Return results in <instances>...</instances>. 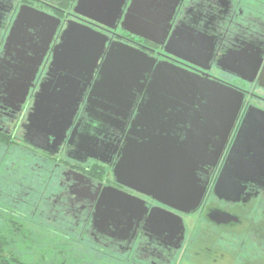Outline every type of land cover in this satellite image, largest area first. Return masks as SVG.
Masks as SVG:
<instances>
[{
	"label": "flooded vegetation",
	"instance_id": "obj_1",
	"mask_svg": "<svg viewBox=\"0 0 264 264\" xmlns=\"http://www.w3.org/2000/svg\"><path fill=\"white\" fill-rule=\"evenodd\" d=\"M76 1L0 0V64L3 66L0 70V138L36 150L23 142L22 126L40 84L49 77L53 48L68 21L105 34L108 37L105 52L113 44L138 49L153 61V70L163 66L200 81L230 87L242 94V103L225 141L222 140V129L207 128L203 137L199 133L205 150L188 155L192 157L191 161H181L186 168L177 178L183 180L186 191L176 192L171 179L162 186L150 185L148 177L139 174L140 171L133 174L126 169L119 170L118 165L125 157L127 145L141 142L139 135L146 130L138 125L137 118L149 99L151 73L123 92L117 101L103 96L89 99L93 85L100 81L102 56L61 145L53 154L43 152L44 158L53 163L50 179L55 178L54 185L57 186L56 192L50 193L45 202H53V208L61 206L64 214L77 224L83 222L84 234L100 249L125 254L133 263L136 260L137 264H264V253H261L264 249H257L264 244V179L259 183H244L243 192L235 201L219 199L213 193L244 116L250 109L264 112V5L258 0H147L144 5L149 12L160 14L164 12L163 3L175 4L165 23L166 33L154 42L122 30L121 23L132 0H125L114 29L75 14ZM21 6L58 18L60 26L37 69L24 104L14 111L5 103L4 78L16 76L12 64H17L18 56L12 50L6 52L5 42ZM161 17L162 14L157 19L158 25ZM160 25H164V20ZM32 32L29 30L30 34ZM25 46L24 56H32V51L27 49L29 44ZM186 108L181 105L172 112L161 111L158 123L168 119L163 114L184 113ZM192 109L196 110L197 105ZM194 115L188 111L182 117H176L170 136L178 142L184 141ZM30 152L36 155V151ZM134 157L132 162L138 166L139 156ZM165 185L170 189H164ZM198 188L203 191L196 201ZM30 190L31 187L20 186L18 192L14 190V194L5 196L9 197V202H27L25 196L30 197ZM2 202H6L4 198ZM97 202H142L146 213L137 214L139 217L133 219L131 226L124 221L121 228L127 231L120 237H110L109 232L101 234L91 227ZM160 202H199V205L186 213ZM185 205L179 206L184 208ZM160 209L182 221L181 240L177 226L167 232L163 225L157 229L147 223L150 214H156Z\"/></svg>",
	"mask_w": 264,
	"mask_h": 264
},
{
	"label": "water",
	"instance_id": "obj_2",
	"mask_svg": "<svg viewBox=\"0 0 264 264\" xmlns=\"http://www.w3.org/2000/svg\"><path fill=\"white\" fill-rule=\"evenodd\" d=\"M124 2L125 0H77L73 11L108 29H114ZM146 2L147 0H132L121 28L136 37L158 42L157 37L166 33L165 23L169 21L175 4L168 6L163 3L161 18L164 25H160L162 20L158 25L156 22L161 14L149 12L144 5ZM59 26L60 20L50 14L28 6L20 7L5 42L6 52L12 50L18 56L17 64H12L16 76L4 78L5 103L14 111H18L24 104L37 69ZM29 30L33 32L30 34ZM58 38L59 42L53 48L49 65V77L40 84L22 126L23 142L44 153H54L73 122L98 61L104 56L99 70L100 81L93 85L89 99L103 96L117 101L123 92L137 85L146 74L151 73L152 76L149 99L139 110L137 118L138 125L146 129L139 135L142 141L127 145L125 157L118 169H126L133 174L140 171L139 174L146 175L148 183L156 187L168 184L171 179L176 192L186 191L183 180L177 178L179 174H184L183 168H186L181 161H191L192 157L188 155L205 150L202 137L207 128L222 129V140L225 141L240 110L242 94L230 87L200 81L163 66H157L153 70V61L144 52L125 45L113 44L105 52L108 37L81 23L68 21ZM26 43L29 44L27 49L32 51V56H24ZM2 69L0 64V70ZM181 105L187 107L184 113L178 111L176 114H163L168 119L158 123L161 111L172 112L181 108ZM193 105H197L196 110L192 109ZM188 111L195 114L194 120L190 122L191 130L186 133L184 141L178 142L170 136L175 125L173 123L176 122V117H182ZM200 132L202 137L199 136ZM135 155L139 156L138 166L132 162ZM263 179L264 112L250 109L243 118L226 163L216 179L213 193L219 199L235 201L241 196L244 183H259ZM164 189L170 188L165 185ZM202 191L198 188L196 201L200 199ZM160 203L186 213L199 205V202ZM183 203H186L185 209L179 206ZM141 213H146L142 202H97L92 213L91 227L98 233L109 232L110 237H120V234L127 231L126 228H121L124 221L127 220V224L131 226L133 219H138L137 214ZM147 223L157 229H161L160 225H163L167 232L177 226L180 240L182 239V221L175 215L164 210L156 214L152 212Z\"/></svg>",
	"mask_w": 264,
	"mask_h": 264
},
{
	"label": "trees",
	"instance_id": "obj_3",
	"mask_svg": "<svg viewBox=\"0 0 264 264\" xmlns=\"http://www.w3.org/2000/svg\"><path fill=\"white\" fill-rule=\"evenodd\" d=\"M258 1L260 5H264V0ZM29 149L18 142L0 138V151L10 152L8 155L14 152L12 156L17 159L15 168H12L14 172L10 173L0 168V174L3 172L9 174L8 177H1V181L6 184V189L12 191L14 189L12 184L18 182L23 187H31L29 192L33 195V199L44 202H29L30 205L27 207L31 212L29 216L9 210L13 207V202H10L12 205L0 204V211H3V213L0 212V225H2L0 227V264H87L84 258L89 256H92L95 261L107 258V260L111 259L113 264H137V261L134 260L133 263L131 258L129 262V257L126 255L121 259L116 258L118 260L116 261L110 250L100 249L84 234L83 222L79 221L77 224L76 220L64 214L61 206L53 208V202H45V198L50 193L56 192L55 178L50 179L51 170L54 169L53 163L44 158L43 152ZM30 151H36V155L33 156ZM48 203L50 204L46 208ZM14 205L16 206L15 203ZM8 210L11 211L10 215L7 214ZM43 213L48 214L45 221L50 220V217L54 220L53 222L59 224L58 228L54 224L50 227L37 220L44 218ZM16 215L19 219H16ZM86 240L88 244H85ZM262 248L264 249V244L257 249Z\"/></svg>",
	"mask_w": 264,
	"mask_h": 264
},
{
	"label": "rangeland",
	"instance_id": "obj_4",
	"mask_svg": "<svg viewBox=\"0 0 264 264\" xmlns=\"http://www.w3.org/2000/svg\"><path fill=\"white\" fill-rule=\"evenodd\" d=\"M3 151V150H2ZM2 151H0V168H2V169H4V170H6V171H9L10 173H12V172H14V171H12V168L14 169L15 167V162H17V159H15V156H12V155H14V152H11V154H9L8 155V153H10V152H8V151H6V150H4L3 152ZM11 156V157H10ZM18 156V155H17ZM33 164V163H32ZM14 174V173H13ZM9 176V174H7L6 172H3V173H1L0 174V196H2L3 198H4V200L6 201V202H2V200H3V198L2 197H0V204H2L3 206H5L4 205V203H9V204H11L9 201H8V198L9 197H7V196H5V194H8V193H10V194H14V191L13 190H17V191H15V192H18L19 191V187L20 186H22L21 184H17L18 182H16V183H13L12 184V186L14 187V189H12V191H10V190H7L6 189V184L4 183V182H2L1 181V177H8ZM8 191H10V192H8ZM21 192V191H20ZM26 192H28V189L26 190ZM14 197H16V196H14ZM13 197V198H14ZM33 197V195L32 194H30V197H27V196H25V199L27 200V202H21L22 204H24V205H18V204H20V203H16V202H13L12 204H13V207H11V208H9V210H11V211H18V213H20V214H24L25 216H29L30 215V213L31 212H29V210H28V206L30 205L29 204V202L31 201V202H33V201H35V202H40V201H36L35 199H33L32 198ZM37 197H39V195L37 196ZM14 203L16 204V206L14 205ZM40 203H44V202H40ZM52 203V202H51ZM11 204V205H12ZM49 204L50 203H48L47 204V206H46V208H48V206H49ZM21 206V207H20ZM7 211V214H11V211ZM0 212H2L3 213V211H0ZM28 213V214H27ZM14 214V213H13ZM46 215H48L47 213H46ZM46 215H44V213H43V216H44V218H42V219H37V220H40L41 222H44L45 224H47L48 226H50L51 227V225L52 224H54L55 226H56V228H58V225H57V223H55V222H53L54 220H52L50 217H49V219L50 220H48L47 222L45 221V220H47V218H46ZM16 219H19V217L16 215ZM75 223V222H74ZM0 227H2V225H0ZM90 240H92L91 238H89ZM93 241V240H92ZM89 242L86 240V243L85 244H88ZM16 250V249H15ZM112 255H114V259L116 260V261H118L117 259H121V258H124L125 256V254L123 255V254H121V253H114V252H112ZM101 256V255H100ZM117 258V259H116ZM104 259H106V260H94L93 259V257L92 256H89V257H87V258H84V262L85 263H87V264H95V262H97L96 264H103V263H105V264H113L112 263V261H111V259H108L107 260V258H104ZM108 261V262H107ZM116 264V263H115Z\"/></svg>",
	"mask_w": 264,
	"mask_h": 264
}]
</instances>
